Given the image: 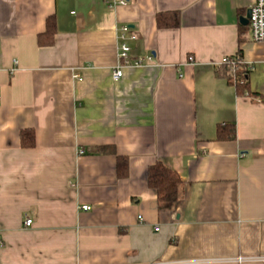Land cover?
Segmentation results:
<instances>
[{"label":"crops","instance_id":"0c3cea01","mask_svg":"<svg viewBox=\"0 0 264 264\" xmlns=\"http://www.w3.org/2000/svg\"><path fill=\"white\" fill-rule=\"evenodd\" d=\"M119 1L0 0V264H264V41L241 25L256 1ZM123 27L153 59L115 81ZM237 53L253 96L224 77ZM157 163L181 178L172 202L148 185Z\"/></svg>","mask_w":264,"mask_h":264},{"label":"trees","instance_id":"16d2710c","mask_svg":"<svg viewBox=\"0 0 264 264\" xmlns=\"http://www.w3.org/2000/svg\"><path fill=\"white\" fill-rule=\"evenodd\" d=\"M157 25L158 28H176L179 25L180 18L177 12L173 14H158L157 17ZM47 26L46 32L44 34L39 35L38 44L41 47L51 46L54 43L55 35L57 32V22L53 16L48 17L46 19ZM240 54V53H239ZM242 56V55H241ZM224 77L227 79L228 83L231 86H234L237 89V93L239 95H247L250 96L251 92H249L248 87V78L249 74L244 72H238V81L237 83H233L232 79L228 76L227 67H223ZM231 134L229 136L225 135V131L223 128H218V136L217 139L219 141H223L225 139L234 140L236 136V131L234 130V126L231 128ZM21 145L23 148H34L36 145V138L34 131L31 130H22L20 134ZM110 149L108 148H99L100 152H108ZM117 174L119 178H123L128 174L129 163L126 157H118L117 160ZM148 185L151 190L156 191L158 195V199L163 202H172L174 200L173 194L168 190L169 185H179L181 183V178L178 174L172 169L165 167L161 163H157L153 165L148 171Z\"/></svg>","mask_w":264,"mask_h":264},{"label":"built area","instance_id":"2783aa9c","mask_svg":"<svg viewBox=\"0 0 264 264\" xmlns=\"http://www.w3.org/2000/svg\"><path fill=\"white\" fill-rule=\"evenodd\" d=\"M256 3L250 8L251 9V19L249 22V28L251 30L252 41L255 43H262L264 41V0H255ZM120 5H126L127 1H119ZM128 28L123 27L121 29V42L119 45V55H118V67L114 70L112 78L115 81H120L124 75L125 68H134L136 66H142L146 62L151 61L153 58L149 56L146 59H132L131 58V48L128 45V41H133L136 39V36L129 37L127 34ZM189 64L195 63L194 58L191 56L188 58ZM220 64L227 67V74L232 79V82L235 84L238 81V72L248 73L252 71L253 67L251 64L245 62L243 57L240 54H234V56L223 57ZM182 77L183 75L180 74ZM2 97L0 96V102ZM85 211H90L92 208L88 206L81 207ZM32 220L27 218L24 222L26 227H31ZM259 259V258H258ZM244 259H238V263H242ZM258 261H264V259H259ZM154 264H168L162 262H155ZM177 264V263H170Z\"/></svg>","mask_w":264,"mask_h":264},{"label":"water","instance_id":"95a60500","mask_svg":"<svg viewBox=\"0 0 264 264\" xmlns=\"http://www.w3.org/2000/svg\"><path fill=\"white\" fill-rule=\"evenodd\" d=\"M247 16L246 17H243L241 19V25L244 26V27H247L249 25V22H250V19H251V9H249L247 11Z\"/></svg>","mask_w":264,"mask_h":264}]
</instances>
